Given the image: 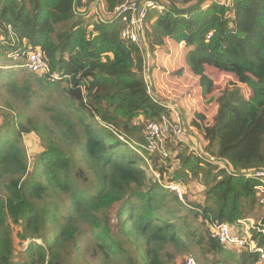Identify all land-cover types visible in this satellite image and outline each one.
Wrapping results in <instances>:
<instances>
[{
  "label": "trees",
  "instance_id": "1",
  "mask_svg": "<svg viewBox=\"0 0 264 264\" xmlns=\"http://www.w3.org/2000/svg\"><path fill=\"white\" fill-rule=\"evenodd\" d=\"M126 1L0 0V91L21 106L1 117L0 264H165L168 248L192 246L203 258L259 264L255 251L225 250L209 226L257 215L264 224V178L255 176L264 173V0H155L167 9L146 16L143 48L120 38L118 19L92 12L109 16ZM167 40L184 45L201 99L215 86L207 69L232 76L251 97L232 84L211 120L193 112L187 121L146 72ZM35 49L49 67L44 78L24 68ZM55 93L64 109L47 108L51 125L23 116L31 99ZM175 110L195 150L174 152L178 168L170 156L142 158L135 145L146 144L145 126ZM34 132L59 143L46 137L29 162L21 141ZM148 169L168 184L198 180L202 199L180 200ZM251 238L264 249V232Z\"/></svg>",
  "mask_w": 264,
  "mask_h": 264
},
{
  "label": "rangeland",
  "instance_id": "2",
  "mask_svg": "<svg viewBox=\"0 0 264 264\" xmlns=\"http://www.w3.org/2000/svg\"><path fill=\"white\" fill-rule=\"evenodd\" d=\"M159 2L162 3L163 0H159ZM180 3L181 2L177 1V4ZM166 9L167 8H165V11ZM165 11H163L162 13H164ZM92 12L99 13L100 10L97 6H94L92 8ZM98 17L100 18L99 15ZM177 46H179V51L177 53H174L175 55H170L169 52L172 51L167 50L166 55L164 54L163 56L164 59L159 60L158 66L156 65V63L153 65V60L150 58L149 67H152V74L147 71V67L146 72L147 75H149L153 86H155L156 88V94L158 96H162L161 98L164 99L165 102L172 101L179 105L180 108L183 110L182 112L186 115L187 121L192 118L193 112L204 113L208 117V119L211 120L217 108L215 100L218 99L221 95L226 96L227 93L230 91L232 84H236L241 89L246 99H249L251 97V92L245 86L237 84V82H235L236 80L232 76L226 74H217L216 71L212 69H207V73L213 80L215 86L210 91L211 93L213 92L212 95H209L207 98L201 99V92L198 87V79L190 73V71L185 65L184 45L180 44ZM158 57L160 58V56ZM146 58H149V56L147 55ZM37 76L44 78L45 75L37 74ZM60 99V93H55L50 99H48V97L46 96L44 98H39L36 100L31 99L29 106L30 108L25 109V111L23 112V116H28L32 118L33 123L37 124L38 128L43 127L44 125H51V122L47 119L49 114L47 108L53 107L59 110H63L64 108L60 106ZM8 106H10V109ZM167 106L171 107L168 104ZM20 109L21 106L18 102H14L13 98L6 92L0 91V125L2 116H17V114L20 113ZM172 114L173 115L169 120L164 118L165 120H163L162 123H158L163 134V138L159 142V150L164 155H161L159 153L156 154L163 157L170 156L169 158L172 160L171 164L173 165V167L178 168L173 159L174 152H178L180 150H183L184 148H187L188 152L195 150V145H197V138L194 139L193 137L189 136L190 134L186 132L184 124L181 121L182 119L180 118L179 111H172ZM178 124L180 127L184 128V133H175L174 128ZM38 133L41 132L38 131ZM196 135L198 136V134ZM46 137L47 140L53 139L56 143H59L58 135L52 138L53 135H48V133L43 135H37V133L34 132L23 136L21 144L27 152L29 162H32L34 156L41 151V146L45 147ZM179 144H181V146H179ZM60 145L62 146V144ZM62 147L64 148V146ZM148 172L149 173L147 174H149L150 177L156 181L155 178L157 177L155 176L158 174L152 169H148ZM181 187L183 188V194H186L189 200L199 201L202 199V193H204L205 189L204 186L200 184L198 180H195L194 183H189L185 186L182 185ZM257 194L259 196L260 202H264V187L259 188ZM263 210L264 208H258L257 212L261 213L263 212ZM260 218L261 217L257 215L255 218L252 219L254 227L262 225L261 221H259ZM236 222L231 224L234 230L236 228H241L238 224H236ZM204 233L205 230L203 228L201 234ZM81 240L84 242L86 241L85 238ZM17 250H20V248L17 247ZM230 250L234 253H239L241 251L238 249ZM166 254H168V256L166 257L165 255L163 257L165 264H182L185 256L187 255H192L196 259L197 264H240L237 259V256L228 258L219 255H207L206 258H203L201 253L194 249L193 246L191 247L189 252L183 250L177 251L173 247H170L167 249Z\"/></svg>",
  "mask_w": 264,
  "mask_h": 264
},
{
  "label": "built area",
  "instance_id": "3",
  "mask_svg": "<svg viewBox=\"0 0 264 264\" xmlns=\"http://www.w3.org/2000/svg\"><path fill=\"white\" fill-rule=\"evenodd\" d=\"M150 11L162 13L165 11V8L155 0H128L117 6L109 16L100 15V12L95 13L99 14L100 19L103 22H107L111 19H118L120 24L124 25V28L120 32V38L143 48L145 46L142 37L143 24ZM10 34L12 35L11 31ZM9 57L13 60L16 59V55L14 54H10ZM24 68L34 74H43L46 76V74L48 75L49 73V67L44 61L42 53L38 49H35L27 55ZM174 129L175 133L178 134L184 130L179 124L175 126ZM144 133L147 136L146 144L135 145L137 146L136 152L144 159L146 157L145 153L148 156L156 153L164 155L159 150V142L163 138L160 126L157 123H149L145 126ZM255 176L256 178L262 179L264 178V173L257 172ZM155 177H157L155 179L158 183L163 184L166 189L177 193L179 199L182 200L183 188L180 185L160 182L158 175ZM236 224L241 228H236L234 230L232 225L227 223L211 224L209 230L212 238L216 239L225 250L238 249L255 251L259 258V264H264V249H255V244L251 238L252 231L264 232V224L254 227L252 219L237 220ZM182 264H197V261L193 256L187 255Z\"/></svg>",
  "mask_w": 264,
  "mask_h": 264
},
{
  "label": "crops",
  "instance_id": "4",
  "mask_svg": "<svg viewBox=\"0 0 264 264\" xmlns=\"http://www.w3.org/2000/svg\"><path fill=\"white\" fill-rule=\"evenodd\" d=\"M166 45L167 46L164 47L161 52L157 53V57H156V65L157 66H158L159 60H163L164 59L163 56H164V54L166 55L167 50H171L172 51V52H169L170 55H175L174 53H177L179 51V46H177V44H175L174 42H172L170 40L166 41ZM184 52H185V50H184ZM158 56H160V58ZM159 97H162V96H159ZM178 107H180V106L178 105Z\"/></svg>",
  "mask_w": 264,
  "mask_h": 264
},
{
  "label": "water",
  "instance_id": "5",
  "mask_svg": "<svg viewBox=\"0 0 264 264\" xmlns=\"http://www.w3.org/2000/svg\"><path fill=\"white\" fill-rule=\"evenodd\" d=\"M145 57H147V54L145 55ZM146 60H147V58H146ZM167 105V104H166ZM169 105V104H168Z\"/></svg>",
  "mask_w": 264,
  "mask_h": 264
}]
</instances>
